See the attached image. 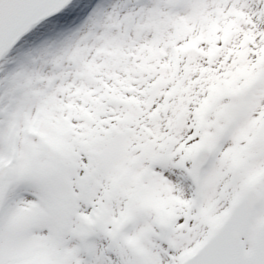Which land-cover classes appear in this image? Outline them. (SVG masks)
<instances>
[{"label": "snow or ice", "instance_id": "snow-or-ice-1", "mask_svg": "<svg viewBox=\"0 0 264 264\" xmlns=\"http://www.w3.org/2000/svg\"><path fill=\"white\" fill-rule=\"evenodd\" d=\"M0 264H264V0H0Z\"/></svg>", "mask_w": 264, "mask_h": 264}]
</instances>
